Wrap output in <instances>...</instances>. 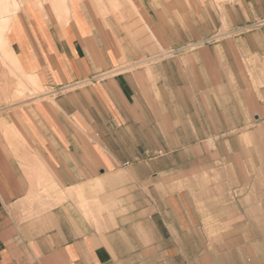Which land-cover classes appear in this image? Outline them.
Here are the masks:
<instances>
[{
    "label": "crops",
    "instance_id": "0c3cea01",
    "mask_svg": "<svg viewBox=\"0 0 264 264\" xmlns=\"http://www.w3.org/2000/svg\"><path fill=\"white\" fill-rule=\"evenodd\" d=\"M47 1L24 0L11 21L5 17L9 52L1 54L12 65H0V264L227 258L231 248L218 247L217 228L207 225L212 213L185 190L191 168L184 182H138L133 173V161L167 153L170 140L172 154H202V139L235 130L243 137L261 120L249 100L261 93L264 101V88L242 84L247 64L236 38L206 43L222 28L217 5L224 26L232 25L227 4ZM218 67L230 69L231 85L217 83ZM244 75L250 81L248 67ZM180 140H193L192 149ZM146 165L152 179L154 163Z\"/></svg>",
    "mask_w": 264,
    "mask_h": 264
},
{
    "label": "rangeland",
    "instance_id": "374dc122",
    "mask_svg": "<svg viewBox=\"0 0 264 264\" xmlns=\"http://www.w3.org/2000/svg\"><path fill=\"white\" fill-rule=\"evenodd\" d=\"M22 1L24 0H16V2L8 0L10 4H18L17 10L4 13L0 11V33L3 36L1 39H7L10 26L5 23V17H10L11 21L18 13L19 5L22 6ZM3 2L4 0H0L1 10L7 8L2 4ZM216 3L227 4L226 11L232 25L224 26L222 19L225 11L222 12L223 7L217 5L216 23L219 27L222 25V28L217 26L214 31L215 24L212 23L213 31L207 36L206 43H219L223 39H228L227 43H232L236 38L242 47L240 55L246 57L243 60L250 73V81H246L244 73L247 67L242 68V84H248L250 89L261 90V87L264 88V0H224V2L218 0ZM209 9L210 12H206V15H210L214 10L211 7ZM245 12L252 16L250 20L246 19ZM213 20L216 19L213 17ZM203 30L208 29L203 26ZM3 52L6 51L0 49V65L10 68L12 63L7 56L8 53L3 55L1 54ZM230 55L231 61L237 59L236 53ZM247 55H250V58H247ZM232 71L239 75L240 69L238 66H232ZM216 77L218 84L231 85L230 69L218 67ZM259 80L263 83L262 86L259 85ZM39 92L41 91H37L38 94ZM254 100L252 98L249 100L251 114L259 113L261 120L251 121L244 130L246 133L243 137L239 132L241 130H235L236 132L231 133L230 137L221 136L216 140L202 139V154L190 151L183 155L170 152L175 150L173 148L175 145L170 140L166 148L167 153L159 149L154 154L144 156L140 162L133 161V173L138 177V182H184L185 169L193 170L186 172L185 176L187 177L188 174L187 178L192 180L187 182L185 190L189 195L201 196L202 211L212 213V219L207 220V225L210 223L209 227L217 228L218 247L221 245L223 248H231L227 252V258H222L218 264H264V101L261 93L259 99ZM142 141L149 143L151 140ZM165 141L152 140L155 147L160 143H164L166 147ZM180 143V146L189 148L194 145L193 140H180ZM162 158H165V161L157 163V160ZM150 162L154 163L152 179H150L151 172L142 167ZM196 162L197 164H192ZM194 166H200L202 170H194ZM173 188L171 186L172 190ZM214 211L216 217L213 216Z\"/></svg>",
    "mask_w": 264,
    "mask_h": 264
},
{
    "label": "bare ground",
    "instance_id": "6f19581e",
    "mask_svg": "<svg viewBox=\"0 0 264 264\" xmlns=\"http://www.w3.org/2000/svg\"><path fill=\"white\" fill-rule=\"evenodd\" d=\"M46 1V0H45ZM49 1V0H48ZM47 1V2H48ZM52 1V0H51ZM187 1H189V0H187ZM218 1V0H217ZM219 1H221V0H219ZM223 2H224V0H222ZM231 2V1H230ZM65 3H67V1L65 2ZM52 4V3H51ZM54 4V3H53ZM61 5V4H60ZM67 5H68V3H67ZM53 6V5H52ZM51 6V7H52ZM117 7H121L119 4H117L116 5ZM189 6V5H188ZM68 7V6H67ZM41 8H42V6H41ZM118 8V9H119ZM112 9V8H111ZM121 9V8H120ZM119 9V10H120ZM131 9V8H130ZM11 9H8V8H4V10H1V8H0V11H1V13H4V12H8V11H10ZM43 10V9H42ZM60 10V9H59ZM117 10V9H116ZM116 10H115V12H116ZM55 11V10H54ZM66 11H69L68 10V8H67V10ZM136 11V10H135ZM44 12H46V11H44ZM105 12V11H104ZM117 12H119V11H117ZM57 13V12H56ZM106 13V12H105ZM60 14V13H59ZM121 14V13H120ZM58 15V14H57ZM64 15H66V14H64ZM47 16V15H46ZM67 16V15H66ZM140 17V16H139ZM13 19V18H12ZM60 20V19H59ZM65 20V19H64ZM63 20V21H64ZM130 26V25H129ZM2 34L0 33V46L3 44L4 45V47H0V49H1V51H6V52H9V49H8V46H7V39L6 40H4V38L3 39H1L3 36H1ZM8 63H9V61H8ZM11 63V62H10Z\"/></svg>",
    "mask_w": 264,
    "mask_h": 264
}]
</instances>
